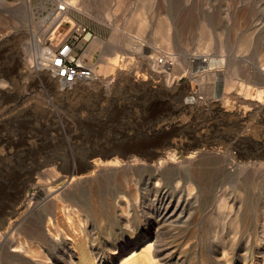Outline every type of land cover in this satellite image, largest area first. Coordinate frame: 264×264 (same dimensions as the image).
<instances>
[{"label": "rangeland", "instance_id": "rangeland-1", "mask_svg": "<svg viewBox=\"0 0 264 264\" xmlns=\"http://www.w3.org/2000/svg\"><path fill=\"white\" fill-rule=\"evenodd\" d=\"M31 1L0 0V235H8L6 244H0V264H33L18 258L23 253L9 258L5 250L10 251L39 218L44 226L51 218L61 236L74 235L79 248L97 260H108L110 253L113 262L102 264H119L118 251L140 237L144 218L153 215L162 198L148 194L141 205L145 183L158 184L167 197L180 198L199 180L205 187L202 200H210L203 205L193 201L186 221H166L165 227L149 223L153 225L151 235L146 233L149 241L137 252L152 246L161 264H202V260L205 264H264V0H259L262 5L256 1L242 6L247 8L245 25L236 22L239 0H152L151 31L162 15L176 23L181 19L180 41L169 51L177 59L175 64L167 62L166 49L155 43L153 31L144 36L140 50L124 44L128 34L136 40L135 31L128 29L133 11L151 0H122L124 6L118 10L121 0ZM65 1L75 3L82 12L70 7L67 19L56 25L48 22L50 15L64 11L59 5ZM223 7L230 11L224 43L216 33L221 29ZM258 19L263 24L251 39L250 29ZM205 24L213 36L208 46ZM75 26L86 28L90 45L86 56L95 65L96 78L65 89L40 67L42 51L30 39L37 33L45 37L47 46H56ZM96 40L99 44L93 49ZM246 43L242 51L241 44ZM197 53L198 59L193 58ZM116 54L127 63L132 59L125 71L129 73L104 76V60ZM42 73H47L52 87L45 84ZM133 148L145 157L158 153L174 160L155 173L157 178L143 165L101 170L94 166V160H113ZM108 153L112 154L105 158ZM189 155L193 156L190 162ZM76 169L80 172L75 173ZM74 175L83 178L71 182ZM55 190L61 197H55ZM136 193L138 203L133 199ZM116 194L135 205L125 219ZM220 195L230 200L261 195L242 204L251 236L247 238L245 232L235 245L226 247V257L235 253L230 260L212 242L217 240L216 228L219 234L229 230L225 218L218 215L214 197ZM64 205L79 210L86 219L82 227L74 215L67 219L61 211Z\"/></svg>", "mask_w": 264, "mask_h": 264}, {"label": "bare ground", "instance_id": "bare-ground-1", "mask_svg": "<svg viewBox=\"0 0 264 264\" xmlns=\"http://www.w3.org/2000/svg\"><path fill=\"white\" fill-rule=\"evenodd\" d=\"M256 1L259 3V5L263 4V1H259V0H239V4H242V5L237 10V16H236V18H237L236 22L237 23H239L240 25H245L244 17H245V13L247 11V8L242 7V6L247 5L249 2L254 3ZM28 2L31 3L32 1L28 0ZM54 2H58V0H54ZM123 2L124 1H122V0L120 2H118L119 5L117 7V10L124 6ZM64 3H65L63 5L64 8H62L64 11L57 12L56 16H55V14H52V16L50 15V17L46 18V20L48 22L56 25L61 20L67 19L68 18V10L67 9L70 7H72V8L75 7V8H77L78 11L82 12V9L78 8L75 3H71V2H67V1H65ZM151 6H152V0L150 1V3L148 2L147 6H146V4L142 3L141 6L139 5V7H137L133 11L132 16L128 22V29H129V31H135L136 40H134V36H131V37H133V38H131L130 37L131 34L130 35L128 34V37H126V39L124 40V44L128 47V49H133V51L137 48H139V50H140L143 47L142 39L144 38V36L149 31L150 32L153 31L152 34H153V37L155 39V43L166 49V51H164V52L166 53V58L168 60L167 62L170 64H172V63L175 64L177 59L175 58L174 54L169 52V51L172 50L173 45H176L180 41V37L182 35L181 32H183V27L179 28L180 26L178 25V23H180L181 19H179V22L176 23V22L170 21L167 17H163V15H162L158 18L157 27H155L151 31L152 26H151L150 22L152 20V15L155 12L153 7L150 8ZM229 13H230L229 8L223 7V9H222L223 20H222V25L220 26L221 29L216 32L217 35L219 36V40L223 43H224V41H223L224 37L223 36L227 33L225 31L224 27L228 26V21L230 18ZM262 24L263 23H262L261 19L260 20L258 19V21H254V23L252 24L253 27L250 29L251 31L249 32V36L251 39L258 32V30L260 29V26ZM207 26L208 25L205 24L204 27H206V28L203 29V31H204L203 33H204L205 43L208 46L213 41V36H212V33L210 32V30H208ZM43 37H44L43 35H38L37 33H35V35L30 39L31 41L29 40L32 45H35L38 48H40L42 53L44 52V50L47 47V45L45 44V37L44 38ZM248 41L250 42V40H248ZM98 44H99V41L96 40L95 44L94 43L92 44V48L96 49ZM133 45L134 46L136 45V47H134ZM246 46H248L247 43L245 45L241 44V47H240V48H242L241 50L243 51ZM182 49H184V48H182ZM87 50H88V48H87ZM87 50H86V52H87ZM86 52H85V55H86ZM157 55L156 54L154 55L155 65L157 62V60H156ZM199 56H200V54L197 53V54H195V56H193V58L196 57V59H198L197 57H199ZM201 57H202V55H201ZM150 58H152V57H150ZM150 60L153 61L152 59H150ZM131 61H132V59L130 58V61L127 63L125 57H123L122 55H118V54H116L114 57L106 58L104 60V64H102L104 76L109 74V73H111L112 75L114 73H119V75L125 76L127 73H129V72L126 73L125 71H128V69L130 67L129 65L131 64ZM171 61H172V63H171ZM261 65H263V67H264V51L262 53ZM91 66L93 68H95V65L92 64ZM263 67H262V69H263ZM173 71H174V69H173ZM47 73H42L44 76L41 75L42 76L41 78H44L45 84L52 87L53 82L51 80L47 79V77H46ZM172 76H173L172 73L168 74V81H170ZM245 102H247V101H245ZM227 108L229 111L233 110V107H227ZM235 114H238V116H240L239 113H235ZM139 151L140 150H138L136 148L127 149L125 152L121 153V157H116L115 159L109 160V161H106V160H96L95 161L94 160L93 163H94V166L97 170H99V169L101 170V168H105V167L119 166L122 164H128V166H129V164L130 165L131 164L143 165L146 167H150L149 168L150 171L154 172V177L157 178L159 176L155 173H159V170L164 169V166H167V165L170 166L171 162H173V160H174L172 157L162 156L161 154L158 155V153H155L153 155V157L159 158V156H160L161 158H159V159H154L152 157H145V155H143V153L141 151L140 152ZM110 154H112V153L105 154L104 157L106 158ZM186 158H187V161L190 162L193 159V156L189 155ZM79 172H80L79 169L75 170V173H79ZM81 178H83V177L80 175H74L71 177V180H72L71 182L81 180ZM147 183H145L146 185L143 186V189H144L143 193L144 194L141 197V205L146 204V199L149 198L148 194H151L152 197H155V199L159 198V196L161 195V197H162L161 201L159 202V206L157 205L158 207L156 209L153 208L154 211H153L152 216H146L144 218V220L142 219L144 224H143L141 233L139 234L140 237L133 239L132 242H130V244H128L126 247H124L118 251L119 252L118 253L119 254L118 259L120 260L119 264H161V262H157L156 256L153 255L152 246L150 248H148V250L143 252V253L137 252V250L139 249V247H141V245H144L147 241H149V237H150L149 234L151 233V228L153 226V225H150L149 223L155 222V224H158V225L162 224V226H164L166 221H168V223L169 222L179 223V222H183V220L186 221L190 217V215L188 213V211H189L188 208H189V205L193 201L203 205L204 202L205 201L208 202V199H209L207 197H204L205 200H202L203 199L201 197V196H203L202 195V189H204L205 187H204L202 181H200V180L197 181V183H193V184L191 183L190 186L188 187V193L189 194L185 195L184 197H180V198H176V197H173L171 195H170L171 197H167L168 194L163 193L162 187L157 186L158 184L148 185ZM121 192L122 191H119V192L117 191V193H121ZM52 193L55 194V197H58V198L61 197V192L59 190H55V192H52ZM133 193H135V192L132 191L131 195L134 197ZM260 196L261 195H258V197L247 196V198H245V197H242V195H240L238 198H236V199L232 198L231 200L228 197L221 196V195L217 196L218 198L214 197V199L216 200L215 202L217 204L218 215H222V217L225 218V222L228 223V229L229 230H227L225 234H219L217 232V228H216V230H214L216 232V235L214 234L215 238L218 241L217 240L212 241L213 243L217 242L221 246L222 254L224 255V257H226V255H227L226 254V249H227L226 247L229 244L235 245V243H237V240L244 236L245 232L248 234L247 238H250L251 232L250 231L247 232V230H249V226L247 225V223H249L250 219L248 217V214L246 212H243V206H244V203H250L252 201H257L258 199H260L259 198ZM116 197L118 198L117 206L119 207L120 215L123 219H125V216L129 214L128 213L129 209L132 207H133L132 208L133 210L135 209V205L132 203L133 200H131L130 198H127L123 195L119 196L118 194L115 195L114 199ZM133 199H134V201H136V203H138L140 201L139 200L140 197L138 196L137 193H136L135 198H133ZM163 200H165V201H163ZM261 200L264 201V196H261ZM242 204H243V206H242ZM58 205H59V203H58ZM61 211H63L65 213V216L67 217V219H70V217L72 215H74L76 218V221L79 222L78 227H80V226L82 227L83 220H86V219L82 218V215L79 214V210H77L76 208L64 205V206H62ZM209 213H210V211H209ZM48 220L49 221H48V224L46 226H44L43 219H41V218L37 219L35 222H31V226L26 228V230L23 232V236L20 237L19 240L17 241L18 243L11 246L10 251L8 248L5 250V253L8 255L7 257H9V256H12V257L15 256L16 257V255H18L16 253L21 252L23 254L18 255L19 256L18 258H21L24 263H27V262H29V260H31L33 262V264H102L103 262H105V263H110V262L112 263L113 262L114 259H112V256L110 253H109L110 258L108 260L107 259L97 260L95 258V255H92L90 252H87V250H84V249L82 250L81 248H79L80 242L78 241V239H76V237H74V235H67V234L64 235L63 234L61 236V234L57 230V227H54L51 225V223H52L51 218H49ZM126 221H129V218L126 217ZM213 221L216 223L215 218L213 219ZM123 225H125V224H123ZM83 228H84V226H83ZM59 231H60V229H59ZM81 231L82 230H80V232ZM148 231H149V234H146ZM262 231H263L262 237H264V226H263ZM4 234H6V232ZM74 234H77V233H74ZM27 236L30 237L32 240L31 241L28 240ZM6 237L8 238V235H6ZM6 237L2 236V234L0 235V244L1 245H2V243H4L3 245L6 244V242H5L7 239ZM13 238H14V236H13ZM255 238H256L257 243L261 242L260 238H258V235ZM252 239H250V240H252ZM261 244L264 245V242H261ZM84 246H85V244H84ZM178 246L179 245H177L175 248L178 249ZM163 250H165V249H163ZM157 251H159V250H157ZM217 251H219V250H217ZM228 251L230 252V250H228ZM10 252H12V253H10ZM199 252H201V251H199ZM235 252H239V251H235ZM76 253H77V255H76ZM216 254H217V252H216ZM230 254H232V256L235 255V253H230ZM230 254L228 257H226L227 260L231 259ZM239 254L240 253H238L236 255H239ZM166 255H167V257L170 258L171 254L168 253ZM240 256L242 257L243 255L241 254ZM263 257H264V255H263ZM254 259H256V258H254ZM202 264H205L204 260H202ZM254 264H258V263L255 262Z\"/></svg>", "mask_w": 264, "mask_h": 264}, {"label": "built area", "instance_id": "built-area-1", "mask_svg": "<svg viewBox=\"0 0 264 264\" xmlns=\"http://www.w3.org/2000/svg\"><path fill=\"white\" fill-rule=\"evenodd\" d=\"M59 8L64 7L59 5ZM86 32L84 27H73L66 39L56 46H47L38 57L40 67L65 89L96 78V72L85 55L90 46L89 40L85 38Z\"/></svg>", "mask_w": 264, "mask_h": 264}]
</instances>
